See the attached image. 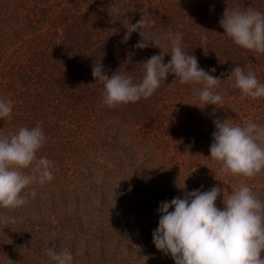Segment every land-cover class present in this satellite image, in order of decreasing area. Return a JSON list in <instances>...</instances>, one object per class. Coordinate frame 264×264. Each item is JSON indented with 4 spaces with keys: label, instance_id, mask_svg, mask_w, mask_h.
<instances>
[{
    "label": "trees",
    "instance_id": "1",
    "mask_svg": "<svg viewBox=\"0 0 264 264\" xmlns=\"http://www.w3.org/2000/svg\"><path fill=\"white\" fill-rule=\"evenodd\" d=\"M114 3L120 12L112 22ZM248 7L264 13V0H0V99L13 103L0 135L39 124L46 143L37 156L54 162V179L33 186L26 205L0 208L16 218L0 223V264H55L49 248L70 251L73 264H174L153 244L160 202L183 197V185L187 192L221 187L218 208L241 183L255 191L253 178L221 173L209 151L216 120L264 125V98L241 99L226 80L242 66L264 83V54L236 46L219 23L226 9ZM144 16L169 52L166 33H182L183 50L222 79L218 108L199 102V85L169 87L171 73L148 99L100 107L96 62L109 76L131 73L139 82L141 64L160 52L135 48L139 32L125 40L128 21ZM256 183L264 200V172Z\"/></svg>",
    "mask_w": 264,
    "mask_h": 264
},
{
    "label": "clouds",
    "instance_id": "2",
    "mask_svg": "<svg viewBox=\"0 0 264 264\" xmlns=\"http://www.w3.org/2000/svg\"><path fill=\"white\" fill-rule=\"evenodd\" d=\"M119 12L115 3L110 6L112 22L119 19ZM219 23L236 46L264 54V13L252 7L226 9ZM154 25V20L144 16L135 24L128 21L126 28L125 40L139 32L135 48L160 49L159 54L141 64L144 74L139 82L131 73L117 71L109 76L100 61L92 66L93 78L102 82L104 88L100 107L115 108L148 99L169 73L176 78L169 87L176 83L199 85L194 95L204 107L222 104L223 97L216 91L222 79L200 68L198 58L183 50L182 33H166L169 52L161 38L150 30ZM201 40L206 41L207 36L202 35ZM165 55L171 56L167 64ZM226 80L234 82L241 99L264 98V83L251 69L245 72L244 67L236 66ZM12 112V101L0 99V120L11 119ZM214 124L209 151L221 173L252 179L264 172V125L249 120L241 126L231 119L216 120ZM45 143L39 124L21 127L10 136L0 135V208L14 211L23 207L29 196H36L33 186H43L54 179V162L37 156ZM29 188L33 190L25 193ZM180 189L185 192L183 197L159 204L158 227L152 233L157 251L170 255L174 264H264V200L247 183L239 184L226 198L223 196V208L216 206L217 198L224 192L219 186L208 191L187 192L185 185ZM0 223L15 224L16 218L0 214ZM47 254L55 264H73L74 256L68 250L57 252L49 248Z\"/></svg>",
    "mask_w": 264,
    "mask_h": 264
},
{
    "label": "rangeland",
    "instance_id": "3",
    "mask_svg": "<svg viewBox=\"0 0 264 264\" xmlns=\"http://www.w3.org/2000/svg\"><path fill=\"white\" fill-rule=\"evenodd\" d=\"M253 179H254V190H255L254 192L257 193L258 190H261V188L263 187V185L261 187V185H259V184L256 183V177H254ZM249 180H250L251 183L253 182L252 179H249ZM132 259H133V257H132Z\"/></svg>",
    "mask_w": 264,
    "mask_h": 264
}]
</instances>
